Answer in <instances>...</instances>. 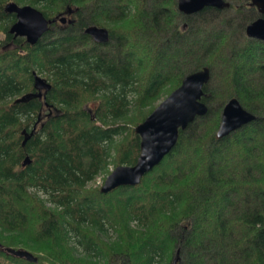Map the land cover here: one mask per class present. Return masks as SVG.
Segmentation results:
<instances>
[{
    "label": "trees",
    "instance_id": "obj_1",
    "mask_svg": "<svg viewBox=\"0 0 264 264\" xmlns=\"http://www.w3.org/2000/svg\"><path fill=\"white\" fill-rule=\"evenodd\" d=\"M10 1L72 22L31 45L9 32ZM226 1L186 15L177 0H0V243L37 258L0 250V264H264V41L245 34L262 15ZM204 67L207 112L160 163L133 186L86 187L110 158L135 164V127ZM233 97L256 118L218 138Z\"/></svg>",
    "mask_w": 264,
    "mask_h": 264
},
{
    "label": "water",
    "instance_id": "obj_2",
    "mask_svg": "<svg viewBox=\"0 0 264 264\" xmlns=\"http://www.w3.org/2000/svg\"><path fill=\"white\" fill-rule=\"evenodd\" d=\"M257 11L263 15L247 24L245 34L248 37L264 41V0H250ZM230 4L226 0H177V9L184 14H192L204 7L223 9ZM4 10L14 13L16 21L10 26L9 32L14 36H23L31 45L46 32L49 25L55 22L58 15L52 19L44 16L37 7L29 4H17L13 1L6 3ZM61 23L71 19L66 16L59 17ZM92 39L105 43L109 39L106 27L91 25L86 28ZM34 86L37 89L49 90L51 85L42 77L33 72ZM209 69L204 67L183 77L178 87L172 90L158 105L135 127L140 137V153L134 165H118L105 178L100 191L106 193L121 185H136L141 177L158 165L165 155L175 146L178 130L185 129L195 117L207 112V106L200 101L202 87L209 80ZM40 96V93H39ZM24 96L21 97L23 100ZM256 116L242 107L237 98L229 99L222 108L216 136L221 138L230 132L241 128L254 120ZM26 139H24L25 142ZM28 157L24 159L27 163ZM0 250L16 257L36 262L37 258L29 251L19 248L4 247L0 243ZM179 252L171 264H177Z\"/></svg>",
    "mask_w": 264,
    "mask_h": 264
},
{
    "label": "rangeland",
    "instance_id": "obj_3",
    "mask_svg": "<svg viewBox=\"0 0 264 264\" xmlns=\"http://www.w3.org/2000/svg\"><path fill=\"white\" fill-rule=\"evenodd\" d=\"M232 15H234V12L232 11ZM40 76L43 77L42 74H39ZM174 90V89H173ZM167 95L163 94L159 100H157L154 104H155V107L158 105L159 102H161ZM97 100H93V101H90L88 102L86 105H85V108L86 107H89L88 110H89V113L92 115V118L94 119V115L96 114V109H97ZM154 107V108H155ZM132 116V113H129L128 114V117ZM125 133L122 132L120 135L116 136L114 138V141L112 143V147L111 148H114L113 146L115 145V143H119V141H121V139L124 137ZM112 156L113 154L115 153V149L112 150ZM114 163L111 161V158H110V162L107 164V168L105 171H100L93 180H91L86 187H100L105 179V177L107 176V172H110L113 168H114ZM101 205V203H100Z\"/></svg>",
    "mask_w": 264,
    "mask_h": 264
},
{
    "label": "flooded vegetation",
    "instance_id": "obj_4",
    "mask_svg": "<svg viewBox=\"0 0 264 264\" xmlns=\"http://www.w3.org/2000/svg\"><path fill=\"white\" fill-rule=\"evenodd\" d=\"M257 12H258V11H257ZM258 13H259V12H258ZM259 14H260V13H259ZM260 15H261V14H260ZM262 16H263V15H262ZM262 16H259V17H262ZM257 18H258V17H257ZM254 20H255V19H254ZM55 24L58 25V24H59V21L56 20V21H55ZM250 38H251V37H250ZM257 40H258V39H257Z\"/></svg>",
    "mask_w": 264,
    "mask_h": 264
}]
</instances>
